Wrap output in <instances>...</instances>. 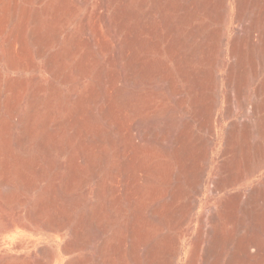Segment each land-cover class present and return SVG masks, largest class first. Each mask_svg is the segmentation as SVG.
<instances>
[{
  "label": "rangeland",
  "instance_id": "rangeland-1",
  "mask_svg": "<svg viewBox=\"0 0 264 264\" xmlns=\"http://www.w3.org/2000/svg\"><path fill=\"white\" fill-rule=\"evenodd\" d=\"M124 1L0 0V264H264V0Z\"/></svg>",
  "mask_w": 264,
  "mask_h": 264
},
{
  "label": "bare ground",
  "instance_id": "bare-ground-1",
  "mask_svg": "<svg viewBox=\"0 0 264 264\" xmlns=\"http://www.w3.org/2000/svg\"><path fill=\"white\" fill-rule=\"evenodd\" d=\"M125 1H126V0H125ZM125 1H124V2H125ZM111 2H112V1H111ZM214 2H215L214 0H206V2H205V3L203 2V4H209V3H212V5H213ZM224 2H225V1H224ZM263 2H264V1H263ZM263 2H262V3H263ZM113 3H115V5H114L115 7H118V9L115 8V9H117V10H116V14H117L116 17H118V19H120V18H121L120 16L123 15V14H122V8H124L123 3H122V0H113ZM215 3H216V2H215ZM251 3H252V2H251ZM260 3H261V2H260ZM116 5H117V6H116ZM193 5H194V4H193ZM199 5L202 6V4H199ZM210 5H211V4H210ZM262 5H263V4H262ZM240 6H241V5H240ZM125 7H126V5H125ZM205 7H206V5H204V8H205ZM216 7H217V6H216ZM132 8H133V7H132ZM159 8H160V7H159ZM166 8H167V7H166ZM194 8H196V7H194ZM211 8H213V6H212ZM124 9L126 10V13L129 11V10L127 11V9H128L127 7L124 8ZM178 9H179V8H178ZM242 9H245V8H242ZM242 9H241V10H242ZM208 11H210V10H208ZM213 11H214V9H213ZM213 11H210L209 13H211V12H213ZM123 12H124V11H123ZM215 12H216V11H214V12L211 13V14H214V15H215ZM241 12H242V11H241ZM263 12H264V11H263ZM124 13H125V12H124ZM128 13H129V12H128ZM184 13H187V12H184ZM216 13H217V12H216ZM96 14H97V13H96ZM113 14H114V13H113ZM221 14H222V13H221ZM119 15H120V16H119ZM124 15H125V14H124ZM127 15H128V14H127ZM125 16H126V15H125ZM129 16H130V14H129ZM129 16H127V17H129ZM182 16L184 17V15H182ZM182 16H181V17H182ZM192 16H193V15H192ZM263 16H264V15H263ZM95 17H96V16H95ZM99 17H100V16H99ZM103 17H104V16H103ZM119 17H120V18H119ZM183 17H182V18H183ZM185 17H186V16H185ZM97 18H98V17H97ZM123 18H124V16H123ZM209 18H210V17H209ZM220 18H221V17H220ZM212 19H213V18H212ZM240 19H241V18H240ZM262 19H264V18H262ZM213 20H214V19H213ZM218 21H219V20H218ZM176 22H177V21H176ZM220 22H221V21H220ZM121 23H122V22H121ZM126 23H127V22H126ZM166 23H167V22H166ZM177 23H178V22H177ZM168 25H169V24H168ZM174 25H175V24H174ZM197 25H198V24H197ZM241 25H242V24H241ZM124 26H125V25H124ZM134 26H135V25H134ZM166 27H167V26H166ZM203 27H204V26H203ZM207 27H209V26H207ZM207 27H206V28H207ZM172 28H173V27H172ZM218 29H219V28H218ZM107 30H108V29H107ZM137 30H138V29H137ZM200 30H201V29H200ZM206 30H207V31L205 32V38H203V41L201 42V44H199V48H198V49L202 50L203 54L205 53V55L207 54L206 52H209V51H207V47H209V46L207 45V44H208V40L211 41V38H210V37H211L212 35H215V34H213L214 31L211 32L212 29H211V30L206 29ZM214 30H215V29H214ZM220 30H221V29H220ZM119 31H120V30H119ZM134 31H135V30H134ZM178 32H179V31H178ZM191 32H192V31H191ZM158 33H159V32H158ZM167 33H168V32H167ZM167 33H166V34H167ZM179 33H180V32H179ZM181 33H182V32H181ZM215 33H217V32L215 31ZM133 34H134V33H133ZM170 34H171V33H170ZM170 34H169V35H170ZM241 34H242V33H241ZM176 35H177V34H176ZM176 35H175V36H176ZM178 35H180V34H178ZM246 36H247V35H246ZM129 37H130V36H129ZM166 37H167V36H166ZM188 37H189V35H188ZM216 37H217V35L215 36V38H216ZM91 38H92V37H91ZM173 38H174V37H173ZM164 39H165V37H164ZM221 39H222V38H221ZM236 39H237V38H236ZM125 40H126V39H125ZM138 40H139V39H138ZM171 40H172V39H171ZM178 40H179V39H178ZM194 40H195V39H194ZM92 41H93V40H92ZM100 41H101V40H100ZM127 42H128V41H127ZM176 42H177V41H176ZM102 43H103V42H102ZM154 43H155V42H154ZM180 43H181V42H180ZM256 43H257V42H256ZM211 44H212V42L210 43V45H211ZM213 44H214V43H213ZM98 45H99V44H98ZM158 45H159V44H158ZM158 45H157V46H158ZM174 45H175V44H174ZM251 45H252V44H251ZM129 46H130V45H129ZM213 46H214V45H213ZM213 46H212V47H213ZM248 46H249V45H248ZM256 46H257V45H256ZM90 47H91V46H90ZM109 47H110V46H109ZM197 47H198V46H197ZM214 47H215V46H214ZM130 48H131V47H130ZM195 48H196V47H194V49H195ZM198 49H195L194 51H196V50H198ZM208 49H209V48H208ZM211 49L213 50V48H211ZM215 49H216V48H215ZM233 49H234V48H233ZM252 49H253V47H252ZM102 50H103V48H102ZM170 50H171V49H170ZM212 50H211V51H212ZM211 51H210V52H211ZM243 51H244V50H243ZM123 52H124V51H123ZM160 52H161V51H160ZM167 52H168V51H167ZM196 52H198V51H196ZM191 53H192V52H191ZM193 54H194V53H193ZM213 54H214V53H213ZM205 55H204V56H205ZM231 55H232V54H231ZM256 55H257V54H256ZM112 57H113V56H112ZM88 58H89V57H88ZM132 58H133V57H132ZM207 58H209V53H208V57H207ZM210 58H211V57H210ZM111 59H112V58H111ZM187 59H189V58H187ZM204 59L207 60L205 57H204ZM242 59H243V58H242ZM249 59H250V58H249ZM208 60H209V59H208ZM208 60H207V61H208ZM261 61H262V60H261ZM85 62H86V61H85ZM108 62H109V61H108ZM209 62H210V61H209ZM177 63H178V62H177ZM243 64H244V63H243ZM252 64H253V63H252ZM188 65H189V64H188ZM116 66H117V65H116ZM104 67H105V66H104ZM151 67H152V66H151ZM181 67H182V66H181ZM181 67H180V68H181ZM215 67H216V66H215ZM252 67H253V66H252ZM82 68H84V67H82ZM137 68H138V67H137ZM149 68H150V67H149ZM157 68H158V67H157ZM205 68H206V67H205ZM241 68H242V67H241ZM84 69H86V68H84ZM84 69H83V70H84ZM145 69H146V68H145ZM206 69H207V68H206ZM61 70H62V69H61ZM135 70H137V69H135ZM187 70H188V69H187ZM246 70H247V69H246ZM79 71H80V70H79ZM131 71H132V70H131ZM202 71H203V70H202ZM207 71H208V70H207ZM241 71H242V70H241ZM106 72H107V71H106ZM181 72H182V71H181ZM200 72H201V70H200ZM203 72H204V71H203ZM203 72H201V73H203ZM208 72H210V71H208ZM208 72H207L206 76L209 74ZM230 72H231V71H230ZM232 72H233V71H232ZM254 72H255V71H254ZM60 73H61V72H60ZM114 73H116V72H114ZM118 73H119V72H118ZM201 73H200V74H201ZM102 74H103V73H102ZM149 74H150V73H149ZM164 74H165V73H164ZM194 74H195V73H194ZM237 74H238V73H237ZM241 74H242V72L239 73V75H241ZM201 75H202V74H201ZM239 75H238V77H239ZM143 76H144V75H143ZM202 76H205V74L202 75ZM99 77H100V76H99ZM115 77H117V75H115ZM200 77H201V76H200ZM241 77H242V76H241ZM241 77H239V78H241ZM63 78H64V77H63ZM103 79H104V78H103ZM211 79H212V78H211ZM241 79H242V78H241ZM113 80H114V79H113ZM116 80H118V77L116 78ZM170 80H171V79H170ZM237 80H238V78H237ZM197 81H198V80H197ZM197 81H196V82H197ZM117 82H118V81H117ZM117 82H115V80H114V83H117ZM209 85H210V84H209ZM198 86H199V84H198ZM201 86H202V85H201ZM204 86H205V85H204ZM114 87H115V90H114V93H113V94H114L115 96H113V97H115V99H116V101H117V100L120 98V96H119V98H118V95H119V93H118L119 85H117V86L114 85ZM96 88H97V87H96ZM202 88H203V87H202ZM207 88H208V87H207ZM238 88H239V87H238ZM258 88H259V87H258ZM92 89H93V88H92ZM103 89H104V88H103ZM168 89H169V88H168ZM194 89H195V88H194ZM204 89H205V88H204ZM211 89H214V88L212 87ZM206 90H207V89H206ZM214 90H215V89H214ZM111 91H112V90H111ZM197 91H198V89H197ZM199 91H200V90H199ZM119 92H120V91H119ZM90 93H91V91H90ZM105 93H106V92H105ZM111 93H112V92H111ZM201 93H202V92H201ZM106 94H107V93H106ZM142 94H143V93H142ZM198 94H199V93H198ZM211 94H212V93H210V95H211ZM55 95H56V94H55ZM98 95H99V94H98ZM109 95H110V94H109ZM138 95H139V94H138ZM193 95H194V94H193ZM199 95H200V94H199ZM201 95H202V94H201ZM201 95H200V96H201ZM204 95H206V94H204ZM230 95H231V94H230ZM233 95H234V94H233ZM239 95H240V94H239ZM72 96H73V95H72ZM83 96H84V95H83ZM106 96H107V95H106ZM156 96H157V95H156ZM202 96H203V95H202ZM206 96H207V95H206ZM212 96H213V94H212ZM91 97H92V96H91ZM93 97H94V96H93ZM108 97H109V96H108ZM213 97H215V96H213ZM70 98H71V97H70ZM203 98H204V100H205V97H202V99H203ZM232 98H233V96H232ZM170 99H171V98H170ZM200 99H201V98H199V102L202 101V100H200ZM77 100H78V99H77ZM99 100H100V99H99ZM121 100H122V99H121ZM231 100H232V99H231ZM94 101H95V100H94ZM97 101H98V100H97ZM97 101H96V103L99 102V101H98V102H97ZM197 101H198V100H196V101L194 100V102H197ZM228 101H229V100H228ZM110 102H111V101H110ZM117 102H118V101H117ZM177 102H178V101H177ZM199 102H198V103H199ZM203 102H204V101H202V103H203ZM51 103H52V102H51ZM101 103H102V101H101ZM202 103L200 104V106L203 105ZM242 103H243V102H242ZM40 104H41V103H40ZM78 104H79V103H78ZM80 104H81V103H80ZM92 104H93V103H92ZM118 104H119V102H118ZM36 105H37V104H36ZM53 105H54V104H53ZM116 105H117V104H116ZM116 105H115V106H116ZM198 105H199V104H198ZM103 106H104V105H103ZM107 106H108V104H107ZM120 106H121V105H120ZM196 106H197V105H196ZM200 106H199V107H200ZM205 106H206V104H205ZM208 106H209L210 109H211V106H212V105L210 104V105H208ZM208 106H207V107H208ZM263 106H264V105H263ZM79 107H80V106H79ZM105 107H106V106H105ZM183 107H184V106H183ZM201 107H204V106H201ZM109 108H110V107H109ZM117 108H118V107H117ZM172 108H173V107H172ZM212 108H214V107H212ZM53 109H54V108H53ZM82 109H83V107H82ZM87 109H88V108H87ZM111 109H112V108H111ZM197 109H198V108H197ZM200 109L203 110L202 108H200ZM208 109H209V108H208ZM93 110H94V107H93ZM206 110H207V109H206ZM248 110H249V109H248ZM31 111H32V110H31ZM33 111H34V108H33ZM88 111H89V109H88ZM207 111H209V110H207ZM250 111H251V110H250ZM13 112H14V111H13ZM76 112H77V111H76ZM94 112H95V111H94ZM108 112H109V110H108V107H107V108H105V110H104V116H105L104 118H105V119L108 117V115H107ZM36 113H37V112H36ZM113 113H114V112H113ZM12 114H13V113H12ZM16 114H17V113H16ZM33 114H34V113H33ZM33 114H31V115L33 116ZM117 114H118V113H117ZM202 114H203V113H202ZM202 114L199 115V116H202ZM205 114H206V112H205ZM207 114H210V113L207 112ZM34 115H35V114H34ZM93 115H94V113H93ZM100 115H101V113H100ZM196 115H198V114H196ZM36 116H37V115H36ZM74 116H75L74 118L77 117L76 114H74ZM81 116H82V115H81ZM89 116H90V115H89ZM119 116H120V115H119ZM203 116H204V115H203ZM203 116H202V118H203ZM87 117H88V116H87ZM87 117H86V118H87ZM95 117H96V116H95ZM51 118H52V117H51ZM71 118H72V117H71ZM74 118H73V119H74ZM91 118H92V117H91ZM93 118H94V117H93ZM98 118H99V117H98ZM200 118H201V117H200ZM200 118H199V119H200ZM207 118H208V117H207ZM207 118H206V120H209V119H207ZM30 119H32V118H30ZM102 119H103V117H102ZM203 119H204V118H203ZM243 119H244V118H243ZM32 120H33V119H32ZM47 120H48V119H47ZM49 120L51 121V119H49ZM117 120H118V119H117ZM201 120H202V119H201ZM201 120H200V121H201ZM204 120H205V119H204ZM29 121H30V120H29ZM50 121H49V122H46V121H45V123H51ZM107 121H108V120H107ZM112 121H113V120H112ZM138 121H139V120H138ZM162 121H163V120H162ZM168 121H169V120H168ZM60 122H61V121H60ZM72 122H76V121L73 120ZM93 122H94V121H93ZM116 122H117V121H116ZM116 122H115V123H116ZM210 122H211V120H210ZM55 123H56V122H55ZM62 123H63V122H62ZM94 123H95V122H94ZM198 123H199V122H198ZM81 124H83V123H81ZM164 124H165V123H164ZM172 124H173V123H172ZM207 124H208V123H207ZM210 124H212V123H210ZM29 125H30V124H29ZM32 125H33V124H32ZM45 125H47V124H45ZM56 125L58 126V124H56ZM56 125H55V126H56ZM60 125H61V124H60ZM86 125H88V124H86ZM198 125H199V124H198ZM233 125H234V124H233ZM93 126H94V125H93ZM185 126H187V125H185ZM200 126H201V122H200ZM203 126H204V123H203ZM87 127H89V126H87ZM107 127H108V126H107ZM201 127H202V126H201ZM204 127H205V126H204ZM204 127H203V128H204ZM26 128L29 129L30 127H29V126H26ZM31 128H32V127H31ZM31 128H30V129H31ZM43 128H44V127H43ZM78 128H79V127H78ZM78 128H76V129H78ZM116 128H117V127H116ZM188 128H189V126H188ZM207 128H208V127H207ZM210 128H211V127H210ZM210 128H209V130H210ZM88 129H89V128H88ZM151 129H152V128H151ZM183 129L186 130V127L183 128ZM211 129H212V128H211ZM32 130H33V129H32ZM79 130H80V129H79ZM92 130H94V129H92ZM97 130H98V129H97ZM123 130H124V129H123ZM130 130H131V129H130ZM164 130H165V129H164ZM212 130H213V132H214V129H212ZM27 131H28V130H27ZM47 131H48V130H47ZM61 131H62V130H61ZM61 131H59V132L61 133ZM74 131H75V130H74ZM94 131H95V130H94ZM117 131H118V130H117ZM131 131H132V130H131ZM181 131H182V130H181ZM181 131H180L179 133H181ZM80 132H81V130H80ZM83 132H84V131H83ZM83 132H81V133H83ZM99 132H100V131H99ZM99 132H98V133H99ZM155 132H156V131H155ZM182 132H183V131H182ZM184 132H185V131H184ZM213 132H212V133H213ZM52 133H53V132H52ZM78 133H79V132H78ZM85 133H86V132H85ZM138 134H139V133H138ZM148 134H149V133H148ZM185 134H186V133H185ZM185 134L183 133V135H185ZM25 135H27V134H25ZM143 135H145V134H143ZM153 135H154V134H153ZM155 135H156V134H155ZM183 135H182V136H183ZM214 135H215V133H214ZM49 136H50V135H49ZM58 136H59V135H58ZM145 136H146V135H145ZM182 136H180V137L177 136V138H176V142H177V143L180 144V143L183 142V140H182L183 137H182ZM26 137H27V136H24L23 141H24V139H26ZM45 137H46V136H45ZM83 137H84V136H83ZM99 137H101V136L99 135L98 138H99ZM112 137H113V136H112ZM125 137H126V136H125ZM127 137H128V136H127ZM130 137H131V136H130ZM135 137H136V136H135ZM184 137H185V136H184ZM198 137H199V136H198ZM247 137H248V136H247ZM128 138H129V137H128ZM138 138H139V137H138ZM142 138H143V137H142ZM195 138H196V137H195ZM161 139H162V138H161ZM184 139H185V138H184ZM210 139H211V138H210ZM210 139H209V140H210ZM52 140H53V139H52ZM57 140H58V139H57ZM118 140H119V139H118ZM129 140H130V139H129ZM165 140H166V139H165ZM92 141H94V140H92ZM111 141H113V140L111 139ZM134 141H135V140H134ZM140 141H141V140H140ZM194 141H195V140H194ZM82 142H83V141H82ZM84 142H85V141H84ZM117 142H118V141H117ZM117 142H116V143H117ZM201 142H202V141H201ZM88 143H89V142H88ZM159 143H160V142H159ZM165 143H166V142H165ZM93 144H94V143H93ZM137 144H138V143H137ZM195 144H196V143H195ZM78 145H79V144H78ZM87 145H88V144H87ZM130 145H131V144H130ZM133 145H135V144H133ZM147 145H148V144H147ZM162 145H163V144H162ZM197 145H198V144H197ZM197 145H196V147H197ZM40 146H41L43 149H46V150L49 149V146L47 145L46 140H45V141L42 140V142L40 143ZM50 146H51V145H50ZM90 146H91V145H90ZM189 146H190V145H189ZM199 146H201V143H200ZM53 147H54V145H53ZM53 147H52V148H53ZM147 147H148V146H147ZM193 147H195V146H193ZM186 148H187V147H186ZM60 149H61V148H60ZM118 149H119V148H118ZM120 149H121V148H120ZM131 149H132V148H131ZM176 149H177V148H176ZM189 149H190V148H188V150H189ZM194 149H195V148H194ZM61 150H62V149H61ZM85 150H87V149H85ZM134 150H135V149H134ZM236 150H237V148H236ZM49 151H50V150H49ZM132 151H133V150H132ZM135 151H136V150H135ZM177 151H179V149H178ZM190 151H191V150H190ZM84 152H85V151H84ZM125 152H126V150H125ZM191 152H194L195 154H197V153L195 152V150H194V151H191ZM208 152H209V151H208ZM119 153H120V152H119ZM127 153H128V152H127ZM129 153H130V152H129ZM129 153H128V154H129ZM133 153H134V152H133ZM181 153H182V152H181ZM187 153H188V155H190L189 152H187ZM194 153H193V154H194ZM179 154H180V152H179ZM183 154H184V153H183ZM87 155H88V154H87ZM121 155H122V154H121ZM105 156H106V155H105ZM190 156H191V155H190ZM193 156H195V155H193ZM176 157H177V156H176ZM184 157H185V156H184ZM188 157H189V156H188ZM191 157H192V156H191ZM195 157H196V156H195ZM195 157H194V158H195ZM78 158H79V157H78ZM79 159H80V158H79ZM139 159H140V158H139ZM189 159H190V157H189ZM198 159H199V157H198ZM77 160H78V159H77ZM176 160H177V159H176ZM140 161H141V160H140ZM142 161H143V160H142ZM192 161H193V163H194V161H196V160H193V159H192ZM192 161H190V163H192ZM123 162H124V161H123ZM123 162H122V163H123ZM130 162H131V161H130ZM79 163H80V162H79ZM83 163H84V162H83ZM132 163H133V162H132ZM80 165H81V164H80ZM128 165L130 166V164H128ZM189 165L191 166V164H189ZM192 166H193V165H192ZM200 166H201V164H200ZM233 166H234V165H233ZM78 167H81V166H78ZM187 167H188V166H187ZM125 168H126V167H125ZM131 168H132V167H131ZM139 168H140V167H139ZM152 168H153V167H152ZM121 169H122V168H121ZM190 169H193V168H190ZM72 170H73V169H72ZM134 170H135V169H134ZM143 170H144V168H143ZM137 171H138V170H137ZM146 171H147V170H146ZM120 172H121V171H120ZM125 172H126V171H125ZM129 172H130V171H129ZM133 172H134V171H133ZM148 172H149V171H148ZM188 172H189V171H188ZM73 173L76 174V171L73 170V172H72L70 175H72ZM144 173H145V172H144ZM117 174H118V173H117ZM128 174H130V173H128ZM132 175H133V174H132ZM191 175H192V174H191ZM120 176H121V175H120ZM122 176H123V175H122ZM70 177H71V176H70ZM75 177H76V176H75ZM124 177H125V176H124ZM137 177H138V176H137ZM142 177H143V176H142ZM71 178H74V176L72 175ZM122 178H123V177H122ZM69 179H70V178H69ZM130 179H131V178H130ZM136 179H137V178H136ZM147 179H148V178H147ZM149 179H150V178H149ZM175 179H176V178H175ZM125 180H126V179H125ZM144 180H145V179H144ZM69 181H70V180H69ZM73 181H74V180H73ZM128 181H129V180H128ZM141 181H142V180H141ZM188 181H189V180H188ZM70 182H71V181H70ZM83 183H84V182H83ZM129 183H130V182H129ZM164 184H165V183H164ZM176 184H177V183H176ZM137 185H138V184H137ZM195 185H196V184H195ZM226 185H227V184H226ZM199 186H200V185H199ZM198 188H199V187H198ZM137 189H138V188H137ZM139 189H140V188H139ZM141 190H142V189H141ZM175 190H176V189H175ZM123 191H124V190H123ZM125 191H126V189H125ZM179 192H180V191H179ZM211 192H212V191H211ZM130 193H131V192H130ZM180 193H181V192H180ZM127 194H128V192H127ZM138 194H139V193H138ZM142 195H143V194H142ZM173 195H174V194H173ZM254 195H255V194H254ZM119 196H120V195H119ZM139 196H140V195H138V197H139ZM170 196H171V195H170ZM128 197H129V196H128ZM138 197H137V198H138ZM234 197H235V196H234ZM234 197H233V198H234ZM191 198H192V197H191ZM126 199H127V196H126ZM187 200H188V199H187ZM257 200H258V199H257ZM127 201H128V200H127ZM135 201H136V199H135ZM190 201H191V200H190ZM194 201H195V200H194ZM232 202H233V201H232ZM231 204H232V203H231ZM234 204H235V203H234ZM239 204H240V202H239ZM142 205H143V204H142ZM232 205H233V204H232ZM182 206H183V205H182ZM230 206H231V205H230ZM177 207H178V206H177ZM186 207H187V206H186ZM96 208H97V207H96ZM138 209L140 210V208H138ZM158 209H159V208H158ZM191 209H192V208H191ZM156 210H157V209H156ZM135 211H136V210H135ZM153 211H154V210H153ZM95 213H96V212H95ZM171 213H172V212H171ZM135 216H136V215H135ZM234 216H235V215H234ZM93 217H94V216H93ZM93 217H92V218H93ZM153 217H154V216H153ZM242 220H243V219H242ZM54 221H55V220H54ZM182 221H183V220H182ZM200 221H201V220H200ZM172 222H173V221H172ZM240 223H241V222H240ZM59 224H60V223H59ZM59 224H58V225H59ZM175 227H176V226H175ZM127 228H128V227H127ZM200 230H201V229H200ZM246 230H247V229H246ZM208 232H209V231H208ZM200 234H201V233H200ZM210 234H211V233H210ZM216 234H217V233H216ZM130 236H131V235H130ZM202 236H203V235H202ZM217 236H218V235H217ZM217 236H216V238H217ZM214 238H215V237H214ZM125 239H126V238H125ZM121 240H122V239H121ZM132 240H133V239H132ZM199 240H201V239H199ZM220 240H222V237H221ZM205 242H206V241H205ZM218 243H219V242H218ZM132 244H133V243H132ZM152 245H153V244H152ZM242 245H243V244H242ZM112 247H113V246H112ZM244 247H246V246H244ZM122 248H123V247H122ZM205 248H206V247H205ZM246 248H247V247H246ZM168 249H169V248H168ZM247 249H248V248H247ZM114 250H115V249H114ZM119 250H120V249H119ZM109 251H111V250H109ZM151 251H152V250H151ZM211 251H212V250H211ZM111 253H112V252H111ZM194 253H195V252H194ZM87 255H89V254H87ZM151 255H152V254H151ZM146 258H147V257H146ZM148 258H149V257H148ZM209 258H210V257H209ZM100 261H101V260H100ZM114 261H115V260H114ZM114 261H112V262H114ZM147 261H148V260H147ZM192 261H193V260H192ZM148 262H149V261H148ZM193 262H194V261H193ZM206 262H207V261H206ZM99 263H100V262H99ZM231 263H233V262H231ZM192 264H193V263H192ZM211 264H212V263H211ZM213 264H214V263H213Z\"/></svg>",
  "mask_w": 264,
  "mask_h": 264
}]
</instances>
